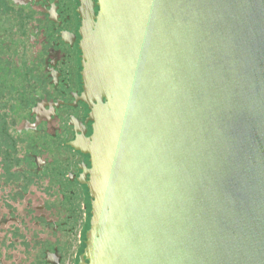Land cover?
Instances as JSON below:
<instances>
[{
    "label": "water",
    "instance_id": "95a60500",
    "mask_svg": "<svg viewBox=\"0 0 264 264\" xmlns=\"http://www.w3.org/2000/svg\"><path fill=\"white\" fill-rule=\"evenodd\" d=\"M80 1L83 264H264V0Z\"/></svg>",
    "mask_w": 264,
    "mask_h": 264
},
{
    "label": "flooded vegetation",
    "instance_id": "af4514ba",
    "mask_svg": "<svg viewBox=\"0 0 264 264\" xmlns=\"http://www.w3.org/2000/svg\"><path fill=\"white\" fill-rule=\"evenodd\" d=\"M80 5L0 0V264L89 261Z\"/></svg>",
    "mask_w": 264,
    "mask_h": 264
}]
</instances>
